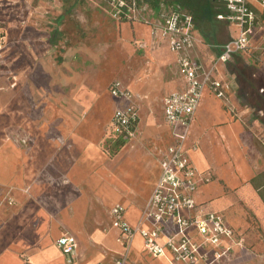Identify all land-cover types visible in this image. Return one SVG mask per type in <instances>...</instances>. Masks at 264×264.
<instances>
[{"label":"crops","instance_id":"crops-1","mask_svg":"<svg viewBox=\"0 0 264 264\" xmlns=\"http://www.w3.org/2000/svg\"><path fill=\"white\" fill-rule=\"evenodd\" d=\"M36 2L0 0V264L39 260V264H69L62 253L48 251L53 239L63 234L73 235L78 242L71 264H114L125 252L119 234L111 223L106 233L85 226L84 201L114 200L110 211L121 204L126 220L137 224L160 177L158 146H164L162 153L173 143L163 105L168 94L183 89L181 73L174 53L164 40L153 37L151 25L118 22L105 2L115 23L134 27L131 38L139 49L131 51L129 59H140L142 67L146 59L157 77L145 79L149 77L146 67L136 69L130 64L125 81L111 82L110 98L100 103L83 79L56 68L53 58L61 50L62 32L55 26L64 15L54 5ZM45 12L57 16L53 25L47 26ZM229 29L233 38L232 26ZM256 45L261 49L247 57L259 63L264 76V43ZM218 52L201 39L193 54L209 66ZM60 58L64 61L66 51H60ZM216 76L228 85L227 97L220 99L207 87L187 145L193 166L210 178L200 185L195 200L206 212L221 214L235 233L231 251L215 264H264V113L255 114L241 100L226 64L218 65ZM116 81L131 100L110 93ZM153 105L161 108L157 116L150 112ZM130 106L138 112L134 135L139 131L143 136L111 159L102 150V128L97 133L98 128L88 126L95 125L98 117L104 119L113 107L114 113ZM109 124L111 137V120ZM125 152L136 155L139 167L129 179L116 177L107 167ZM165 232L173 233L174 228L168 225ZM189 235L193 241L202 240L194 229ZM213 249L205 247L209 256ZM168 257L148 254L143 238L137 236L127 264H170Z\"/></svg>","mask_w":264,"mask_h":264},{"label":"built area","instance_id":"built-area-1","mask_svg":"<svg viewBox=\"0 0 264 264\" xmlns=\"http://www.w3.org/2000/svg\"><path fill=\"white\" fill-rule=\"evenodd\" d=\"M104 1L116 21L133 20L151 25L153 37L164 40L174 53L184 85L182 90L172 91L164 99V121L173 143L162 152L160 177L137 224L133 226L126 220V208L121 204L110 211L111 227L118 232L125 250L121 257L114 259V264H127L137 236L143 238L148 254L156 258L169 256L170 264H199L201 261L215 264L231 251L235 233L221 214L206 212L197 204L195 194L210 178L193 166L187 145L207 87H211L218 98L227 97L228 85L216 76L218 65L227 64L235 54L251 55L261 49L256 42L264 43V0H220L227 14H220L218 18L228 21L237 36L220 47V54L209 66L194 57L201 38L192 15L180 4L166 2L151 7L140 0ZM110 93L127 100L132 98L118 81L111 84ZM136 122L138 112L134 106L117 109L111 118V135L132 137ZM168 225L174 228L173 233L165 232ZM190 229L197 232L201 242L192 240ZM162 237L163 244L159 242ZM56 245L71 264L78 250L77 239L63 234ZM207 245L214 248L211 256L205 251Z\"/></svg>","mask_w":264,"mask_h":264},{"label":"rangeland","instance_id":"rangeland-1","mask_svg":"<svg viewBox=\"0 0 264 264\" xmlns=\"http://www.w3.org/2000/svg\"><path fill=\"white\" fill-rule=\"evenodd\" d=\"M37 4L43 2L50 5H54L55 8L64 15V20L60 25L55 27L59 28L62 32V36L59 40V48L62 51H66V58L64 61L59 62L60 51L54 54L53 62L56 68H66L69 76L73 79L79 77L85 81L84 84L88 87L93 98L100 103L104 100L109 99L108 87L111 82L116 79L125 81V70L130 64H133L134 68H141L140 59L131 61L129 56L131 51L138 50L139 46L135 39L131 38L133 25L118 24L113 21L109 13L106 10V4L104 0H36ZM144 3H149L151 7V0H140ZM159 3H166L167 0H155ZM25 5V4H24ZM45 9V8H43ZM46 13V12H45ZM48 17L46 19L48 25H53L57 16L54 14L46 13ZM233 37L237 36L235 28L232 27ZM223 38H227L226 34L222 35ZM62 46V48H61ZM264 47V45L262 46ZM244 58L247 63L257 67L259 63H253L251 58L245 54ZM63 60V59H62ZM144 66L146 67L145 79L157 77V72H152L148 61L144 60ZM141 66V67H140ZM142 67V68H143ZM139 71V70H138ZM180 73V72H179ZM181 76V74H180ZM262 76V75H261ZM259 75L257 79H262ZM75 81V80H74ZM94 90L96 91L94 93ZM161 108L158 105H153L151 114L154 116L159 115ZM113 109H109L108 115L104 119L98 117L95 125L88 126L89 128L96 129L97 133L101 129L103 132L102 150L107 154L109 158H115L116 155L112 156L114 151V141L111 137H108L110 120L113 115ZM255 113V112H254ZM256 114V113H255ZM141 115V114H140ZM99 124L100 126H96ZM162 124V123H161ZM164 127L163 125L158 126L160 130ZM143 136L142 132H136L135 135L125 140V144L117 155L123 150V148L129 144L134 143L136 139ZM138 141V140H137ZM159 145V144H158ZM164 146H158V155L161 157V151L164 150ZM136 155L130 156L127 152L123 153L114 162L110 163L108 169L118 178H131L139 169L135 164ZM93 177V176H92ZM88 176L86 177L87 180ZM72 199L69 200V203ZM116 201L109 199H103L96 201L95 199H88L84 201L87 207L86 215L84 216L85 226L89 228L93 226L102 232H108L110 229V208ZM123 202V201H122ZM147 203V202H146ZM145 203V204H146ZM92 209V210H91ZM69 226L72 228L74 225L69 222ZM55 235V233H53ZM47 250V249H46ZM48 251H56L58 255L61 251L56 245L55 238L51 246H48ZM40 250H38V253ZM39 260L35 264H39ZM73 263V262H72ZM28 264V263H27ZM61 264H66L61 262Z\"/></svg>","mask_w":264,"mask_h":264},{"label":"trees","instance_id":"trees-1","mask_svg":"<svg viewBox=\"0 0 264 264\" xmlns=\"http://www.w3.org/2000/svg\"><path fill=\"white\" fill-rule=\"evenodd\" d=\"M153 7H157L155 0L150 1ZM167 3L180 4L190 15H192L197 32L200 34L202 42L211 48L219 51L220 47L231 38L229 22L218 18L220 14H227L224 4L220 0H167ZM226 34L227 38H223ZM228 71L232 74L238 84V96L241 100L251 107L256 114L260 111L264 113V76L257 67L247 63L241 54H235L233 59L227 64ZM262 77L257 79L256 76ZM137 122L134 123L132 130H135ZM111 138L114 141V151L112 156L117 155L125 140L123 135Z\"/></svg>","mask_w":264,"mask_h":264}]
</instances>
